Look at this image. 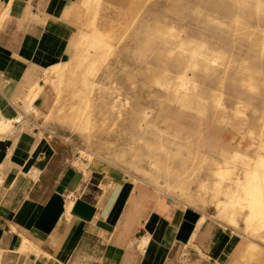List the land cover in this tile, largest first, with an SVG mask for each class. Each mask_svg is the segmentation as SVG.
<instances>
[{"label": "crops", "instance_id": "1", "mask_svg": "<svg viewBox=\"0 0 264 264\" xmlns=\"http://www.w3.org/2000/svg\"><path fill=\"white\" fill-rule=\"evenodd\" d=\"M77 1L0 0V122L10 125L0 130V264H234L244 237L215 211L195 198L185 204L115 160L107 161L111 167L95 162L83 170L69 139L74 131L82 136L47 118L52 93L46 73L70 54ZM239 35L250 47L239 48L238 56H254L250 34ZM229 48L237 56L236 47ZM259 78L264 82V74ZM167 111L161 127L170 125L183 137L195 139L201 125L206 153L215 154L216 143L228 137L217 127L227 126L223 122L212 120V129L209 121ZM173 115L181 118L172 123ZM142 154L151 157L150 149ZM149 157L143 158L148 166L139 165L150 168ZM130 178L163 193L136 189Z\"/></svg>", "mask_w": 264, "mask_h": 264}, {"label": "bare ground", "instance_id": "2", "mask_svg": "<svg viewBox=\"0 0 264 264\" xmlns=\"http://www.w3.org/2000/svg\"><path fill=\"white\" fill-rule=\"evenodd\" d=\"M171 1L170 3L178 11L189 8L192 13L201 14L196 8H191L179 0ZM235 1L236 4L245 2L248 14L250 16L256 15V17L263 20L264 0ZM96 3L97 0H84L83 2V5L87 6L85 14L89 16L90 25L92 26L96 13L95 8H97ZM206 18L213 20V22L217 21L212 16H206ZM130 20L133 21V19ZM130 20L128 21L129 23L131 22ZM229 26L236 32L242 33V36H246L249 33L252 40L251 49L253 48L256 52L252 57L247 55L236 57L234 53L229 50L226 51L228 52L226 71L232 68V73L229 76L224 73L225 80L232 85L240 87L242 90L264 94V82L260 80L262 78H259L264 74L261 66V63H264V27L262 28L263 35H259L257 27L254 26L253 29H251L252 26L247 27L248 25L241 23L239 17L234 18ZM186 28L187 25L183 23L168 21L164 15L154 13L146 22H141L138 28L132 30L137 43L136 52L141 53L142 49L144 51L153 50L157 59L162 62L161 65H156L142 59L139 66H137L138 70L145 76L153 77L156 85H163L154 76L162 72L165 66H169L168 59L174 61L175 70L178 73L185 67L193 76H196V70H200L202 74L207 72L208 68L205 64L207 58L204 53L207 52L208 48L211 49L208 36L201 32L195 34L191 32L192 30L189 31L190 29H187V33L178 41L167 39L169 36L176 37L177 33L183 32ZM91 30L89 33L79 30L69 56L66 59L56 60L51 66V70L56 71L57 74V78L56 76L54 78L55 80L51 79L56 82L58 92H65L69 100V110L65 111L62 108L64 106L62 104L51 105L47 118L55 120L60 128L67 127L74 130L77 128L78 134L87 142L88 147H92L94 137L101 136L104 133L108 134V128H97L95 129L96 131L92 130L90 133L89 124L96 127L101 126L105 121L104 116L106 113L114 119L120 118L123 120V123H125L124 128L130 131L129 133H132L134 139L143 142L150 151L154 149L163 150L165 153L168 151L167 154L177 159L179 164L173 165L165 158L167 154L163 158L143 155L136 147L137 145L120 148L117 153H114L115 160L135 170L142 176H147L146 178L151 184H154L158 189L174 194L185 204H192L193 200L190 199L189 193L193 191L195 200H198L202 206H206L207 203L214 206L215 218H222L227 213L226 221L219 220L230 225L244 237V242L234 264H264V107L255 122L250 125L245 109L240 107L241 99H243L241 96L240 98H235L236 105L234 107L228 108L223 102L226 93L221 89L218 92L222 93L223 97L217 92L212 95V98H207L203 92L196 93L194 90L185 91L180 95L174 88L166 90L165 99L167 101L175 100L177 104L182 103L190 108L201 106L203 114L209 108L212 120L216 124L223 122L235 130L234 133L228 131L226 140L216 143L215 154L206 153L196 143L179 138L176 134L167 132L155 125V121H153L154 123L151 121L150 108L147 104L141 102L142 100H138L141 97L140 95H137L138 99H133L134 101L131 98H126L125 101L128 106H123L120 98L114 97L112 84H106L102 78L105 76L109 78L113 73L114 65H112V61H105V59L107 55L114 54L115 45L98 29L93 27ZM158 42H160V46L156 44ZM115 50L119 52V46ZM188 55L192 57V59L190 58L192 60H190L191 63H188ZM136 61L135 63H137ZM100 63L104 64L103 77L99 76L100 79L97 76L95 80H91L89 76L93 75V71ZM181 86L187 89L194 88L193 83L190 82L183 83ZM87 94H90L91 98ZM188 94H193L194 96L191 98ZM56 99L55 103L57 102ZM90 102L96 108L98 107L97 115L99 116L96 113L84 114L89 109ZM91 107L94 108L92 105ZM82 115L86 116L80 119ZM235 118L242 120V122L233 121ZM8 122H0V130L5 128ZM150 126H153V128L151 129ZM198 130L201 131V129ZM239 132L245 133L238 135ZM146 134H152L153 138L145 137ZM101 139L102 144L107 142L114 143V141L103 138V135ZM172 142H175L173 149L166 151V146ZM109 150L111 151V149ZM144 157L150 158V168L139 165L138 162H143ZM92 161L93 159L87 158L81 168L84 170L86 165L92 163ZM237 167L241 170L239 173L235 171ZM203 168H206L209 177L200 179V177H196V172Z\"/></svg>", "mask_w": 264, "mask_h": 264}, {"label": "rangeland", "instance_id": "3", "mask_svg": "<svg viewBox=\"0 0 264 264\" xmlns=\"http://www.w3.org/2000/svg\"><path fill=\"white\" fill-rule=\"evenodd\" d=\"M183 1H184V4L188 3L189 1L191 2L192 5H200V7L202 8V10H200L201 14L198 15L194 12L192 13L189 8H186V10L182 9L181 11H178V9H176L170 3L172 2L171 0H98V5L96 8V15L94 18V24L92 26L90 25L91 23H90L89 16L85 14L87 6L85 7L83 5L82 0H78L75 5V14L72 19L74 30H73V36L71 39V43H70L69 52L72 50L71 47L74 43V40L78 36L77 32L79 29L82 32L84 31V32L89 33L92 31L91 29L94 27V28H97L99 31H101L105 36H108L111 42H113V44L115 45V49L117 48V46H119V49H120L119 52L118 50L114 49L113 50L114 54L107 55L106 56L107 58L105 59V61L107 60H109L110 62L112 61V65H114L115 71L113 70V73L109 76V78H107L106 76L103 77L102 71L104 69V64L100 63V65L93 71V75L89 77H91V80H95L97 76L98 77L102 76L103 77L102 79L106 84L109 85L111 83L112 90L114 91V94H113L114 97L115 98L119 97L121 104L123 106H128L125 101L126 98H131L132 100L133 99L135 100V99H138L136 96L140 95L141 97H139L138 100H142L141 102L147 104V106L150 108L151 121L153 122L154 120H156L155 123L154 122L153 123L157 125L158 127H161L159 123L160 122L159 119H161L164 114L169 113L170 110L167 111L168 109H175L176 111L181 112V114H189L190 117L194 120V123H197V122L200 123L201 119H204V121H207V122L209 121L211 123L212 129L214 127L213 122H212L211 112L209 108L203 114L202 112L203 109L201 106H198L197 108L196 107L190 108L189 106L183 105L182 103L177 104L175 100L167 101L165 99V96H166L165 92L166 90L172 89V88L176 89L179 95L181 93H184L185 91L194 90V92L196 93L203 92V94H205L207 98L208 97L212 98V95L214 93L216 94L218 90L221 89L226 93V96L223 101L226 106L235 105V98H238V97L240 98L241 96L245 100L241 99L240 107L245 109V113L249 117L250 122L252 123L255 122L261 109L264 107L263 105L264 94L257 95L256 93L252 91L242 90L241 88H237V87L232 88L230 83L227 80H225L223 75L224 73H226V75L229 76L232 73V68L226 71V65L228 62L227 61L228 52H226L228 51L227 49H231L229 47H232L234 45L236 47L234 52L238 56L239 54H241V51H238V49L240 48V45H241V49H243L244 51L247 50L248 47H250L249 42L246 39L247 37L245 38L244 37L243 38L234 37V36H238L241 33L236 32L229 26L232 23L230 20L231 17L234 14H236L240 17L242 24L246 23L248 26H252L251 29H253L254 26L257 27V33L259 32V35H263L262 26L264 23L263 22L264 17L262 16L263 20H261L258 17H256V15L250 16L247 10H245V8L247 7V4L245 2L242 4H236L235 0L234 1L233 0H183ZM154 13H160L164 15L168 21L172 20V21L180 22V23L187 25V28L183 32L180 31L179 33H177L178 35L176 37L169 36L167 39L170 41H178L179 39H181L187 33V29H190L189 31L192 30L191 32L195 34L201 32L210 38L209 44L211 45L210 46L211 49L208 48L207 52L204 53V56H206L207 58V61H205V64L208 68L207 72H203L202 74L201 71L196 70V76L195 75L193 76V74H190L191 72L187 70V68L185 67L181 72L179 71L178 73L175 70L174 61L167 58L169 61L168 63L169 66L167 67L165 66V69H162V72H159L154 76L157 79H159L160 82L163 83L162 86H158L154 83L153 77L145 76V74H143L140 70H138L137 66H139V64L141 63L140 61H142V59L152 64H156V65L162 64L161 60L157 59L156 53L153 50L144 51L142 49L141 53L136 52L137 43L133 36L134 31L132 32L133 29L135 30L136 28H138L141 22L143 21L146 22L150 18L151 15H154ZM203 13L209 16L214 14V18L216 19L221 18L223 21H226L227 25L219 21L213 22V20L206 18V16H204ZM130 19H133V21ZM129 20L131 21L130 23L128 22ZM122 35L123 37H121ZM249 38H250V41L252 42L250 35H249ZM217 42L220 45H224V47H226L227 49L221 47ZM156 44L160 46V42ZM112 49L113 47L111 48V51ZM252 50H253L251 51L252 54H255L256 51H254L253 48ZM190 58L192 59V57L188 55V59H189L188 63L191 60ZM135 61L137 63H135ZM46 74L47 76L45 77V83L50 87L51 93H52V104L51 105L57 106V105L62 104L64 105L62 108L65 111H68L69 110V105H68L69 100L67 96L65 95V92L63 91L58 92L56 88V82H53V80H55L54 79L55 76L57 78L56 71L50 70ZM219 76L220 77L222 76V77L220 78ZM113 80H116V81H113ZM141 82H142V85H141ZM143 82H145V84H143ZM188 82L193 83L194 88L187 89L181 86V84L188 83ZM116 83L117 85H115ZM93 93L95 94V92ZM218 94L221 95V97H223L222 93L218 92ZM87 95H89V98H91L90 94H87ZM227 95L228 96L231 95V96L228 97ZM188 96L192 98L194 95L188 94ZM55 99L57 100L56 103H55ZM91 105L94 106V108L91 107ZM89 106H90L89 109L86 110L84 114L90 115L91 113L92 114L96 113L97 115L98 107L96 108V106L92 102L89 103ZM85 116L82 115L80 119L85 118ZM179 117L181 118V115L180 116L173 115V117L169 118L171 119L169 121L174 123L175 122L174 119L179 118ZM104 120H103L104 122L99 127L89 124L88 126L89 132L91 133L92 130L96 131L95 129L97 128L99 129L108 128L107 129L108 134L107 135L105 133L102 134L103 138H107L110 141H114V143L112 144L111 142H107L106 144L105 143L102 144L101 143L102 135H101V136L94 137L93 138L94 140L92 139L93 148L88 147L87 142L82 137H78V135L74 131L73 135H75V137H71L69 139L72 142L70 148H71V152L73 153V158H75V161H74L75 164H78V165L83 164L85 161H87V158H91L93 159V161L92 163L87 164L89 165V167L95 164V162H99L106 168L110 166V164L107 161L115 160L114 153H117L120 148L131 146V145L132 146L137 145L136 147L141 153H147L149 151L148 147L144 145L143 142H139L137 139H134V137H132L133 136L132 133H129L130 131L124 128L125 123H123V120H121L120 118L114 119L107 113L104 116ZM79 121L81 122V120ZM233 121L239 122L240 119L235 118V120ZM240 122H242V120ZM217 127L222 131L225 130V132L223 133L221 131V133L224 136L226 134L228 135L227 133L228 131H230L231 133H234L235 131L234 129L227 127L224 124L217 125ZM150 128L152 129L153 126H150ZM163 129L166 130L167 132L176 134V136L179 138L188 140L191 143H196L197 145L200 146L201 149L206 150L205 149V144H206L205 130L204 131L202 130L201 125L198 126V129H201V131H199L198 129L194 131L195 139H192L191 137H187V136L185 137L181 136L182 135L181 131L179 132L174 131L173 128L170 127V125H167L166 128L163 127ZM76 130L78 131L77 128ZM66 133L68 132L66 131ZM145 137L149 139L153 138L152 134H146ZM106 146L108 149L106 148ZM105 148L107 149V151ZM109 149H111V151ZM168 149L170 150L173 149L172 143L166 146V151ZM167 153L168 151L165 153L163 150L154 149L151 151V156H153V158L157 156L163 158L166 156ZM80 155H82V157H78ZM165 158H167V160H169L173 165L179 164V161L177 159L172 158L168 154H167V157ZM114 164L119 167H122L117 160H115ZM142 164L143 165L145 164V166H148V163L146 162H143ZM235 171L239 173L241 170L239 167H237ZM200 172L202 173L198 175L199 177L201 178L209 177V173L206 170V168H204L203 170H200ZM146 180H148V178H146ZM129 181L131 182V184H133L134 188L136 189L147 190L153 193H163V192L158 191L153 186L154 184L153 185L146 184V183L140 182L132 178H130ZM189 197L190 199H194L193 191L189 193ZM206 209L212 213L215 211L214 206L210 203H207ZM226 216H227V213L224 214V216L219 219H221L222 221H226L225 220Z\"/></svg>", "mask_w": 264, "mask_h": 264}]
</instances>
